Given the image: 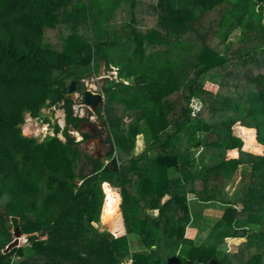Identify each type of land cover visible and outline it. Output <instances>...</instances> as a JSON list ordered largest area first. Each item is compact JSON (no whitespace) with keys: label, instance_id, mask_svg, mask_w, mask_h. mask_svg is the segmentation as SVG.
I'll list each match as a JSON object with an SVG mask.
<instances>
[{"label":"trees","instance_id":"16d2710c","mask_svg":"<svg viewBox=\"0 0 264 264\" xmlns=\"http://www.w3.org/2000/svg\"><path fill=\"white\" fill-rule=\"evenodd\" d=\"M234 31L240 39L226 47ZM100 62L117 74L101 85L105 139L80 133L89 121L66 96ZM55 108L62 131L42 114ZM26 115L53 136H24ZM236 125L244 149L261 155L242 150ZM96 138L103 159L80 149ZM109 197H121L118 238L100 232L119 218L118 207L103 215ZM15 229L25 243L4 253ZM129 256L264 264V0H0V264Z\"/></svg>","mask_w":264,"mask_h":264},{"label":"rangeland","instance_id":"374dc122","mask_svg":"<svg viewBox=\"0 0 264 264\" xmlns=\"http://www.w3.org/2000/svg\"><path fill=\"white\" fill-rule=\"evenodd\" d=\"M137 13L139 14V15H141L142 13H143V10H142V7H141V9L140 10H137ZM85 28V27H84ZM83 27H81L80 28V30H83L82 31V33H86V34H88V31H86L85 29H84ZM239 39H240V34H239V32L238 31H234L231 35H230V37H229V39H228V42H227V45H226V47L230 44V43H234V42H238L239 41ZM125 48V47H124ZM116 75V78H117V74H116V72H114V69H110V70H107V69H105V67H104V64L102 63V62H100L99 63V67H98V72L96 73V74H92L91 76H87V77H84V78H82L81 80H86V79H89V78H92V77H94V76H101V77H103V78H105V79H102L100 82H99V84H100V86L102 85V84H104V80H109V77H113V75ZM125 84H126V82H125ZM81 87V86H80ZM101 88V87H100ZM204 88L205 89H207L208 91H211V92H213V93H215V91L217 90L216 88V85H214V84H212V83H209V82H207V83H205L204 84ZM73 96H74V94L71 96V97H69V98H71V99H73ZM196 103L197 102H194V104H193V107L197 110V108H199V105H196ZM98 109H99V107H97ZM98 109H97V112H98ZM59 110H61V109H59V108H55V110H53V114H51V112H49V110H47V109H43L42 110V114L45 116V115H47L48 117H49V119H50V122L52 123V122H54V121H56L55 120V118H57L56 117V113H55V111H59ZM195 110V111H196ZM94 115V114H93ZM94 116H96V114L94 115ZM96 118H97V116H96ZM25 122L21 125V131H22V127L23 126H25L26 124H28L29 123V125H31V127H34V125H38V126H40L41 128H43V130H42V132H41V134L39 135H31V134H29L28 132L26 133V132H24L23 133V131H22V134L24 135V136H28V137H33V138H36V139H40L43 135H44V133L48 130L49 131V129H48V126H47V124H42L40 121H37V122H35V121H32V117H30L29 115H26L25 116ZM29 120V121H28ZM89 121V120H88ZM237 126L238 125H236V126H234V128H233V132H234V134L237 136V137H240V133H239V130H237L236 128H237ZM37 128V127H36ZM253 131V130H252ZM86 132H88V133H91V134H97V135H100V137H101V139H105L106 137H107V131H105V129L103 128V126L101 125V122L98 120V118L96 119V122L95 123H93V122H90L89 121V124H85V123H82L81 125H80V133H86ZM254 132V131H253ZM79 132H78V134H80ZM74 136H75V134H73ZM254 136H255V134H254ZM75 137H77V136H75ZM76 139V141H79V138H75ZM240 139H241V137H240ZM242 140V139H241ZM145 137H144V135H141V136H137V138H136V142H135V149H134V151H135V154H138V153H140L142 150H143V148H144V144H145ZM255 142H256V139H255ZM242 143H243V145H242V150L243 151H247V152H251V153H254L253 151H251V150H247V149H244V142H243V140H242ZM260 148V147H259ZM80 149L81 150H83L84 152H86V153H88V154H90V155H94V157L95 158H97V159H103V156H104V153L106 152V149H107V146L106 145H102L101 144V140L100 139H98V138H96V139H93V140H90V141H87V142H84V143H82L81 145H80ZM254 154H256V153H254ZM226 157H228V155L226 154ZM152 155L148 158L149 160L146 162V163H150L151 162V160H152ZM111 190V189H110ZM120 199H121V197H120ZM103 200H104V197H103ZM119 201V200H118ZM121 203V201H119V204ZM103 205V204H102ZM104 207L106 208V203H105V205H104ZM114 208H116V207H114ZM102 209V208H101ZM102 211H104L103 209H102ZM120 212V210H119V205H118V213ZM118 213H117V215H118ZM149 213H151V214H153L154 216L156 215V211H153V212H149ZM120 214V213H119ZM103 215L105 216V214L103 213ZM116 215V216H117ZM114 219V218H113ZM121 219H122V216H121ZM99 222H100V219H99ZM99 222H97L96 223V225L99 223ZM120 222H121V220H120V217L118 218V220L114 223V222H112L111 224H109V226L107 227L108 228V230H105V231H109L110 233L111 232H114V233H117V231L116 230H114V229H117V225L118 224H120ZM95 224V223H94ZM95 227V226H94ZM189 228V229H188ZM188 228H186L185 229V238H188V239H192L193 237H195V233H196V229L195 228H190V227H188ZM97 229V228H96ZM98 231H100L99 229H97ZM105 231H101V232H105ZM108 232V233H109ZM109 233V234H110ZM194 239V238H193ZM20 241H21V243L22 242H24L25 243V238H20L19 239ZM228 242V244L230 245V247L231 246H236V245H238V244H240L241 242H243V239H237V240H228L227 241ZM132 243H134V241H132ZM27 244V243H26ZM26 244H24V245H26ZM233 248H231V250H232ZM20 259H17V258H14L13 259V262L14 263H16V262H18ZM127 259H125V261H126ZM124 261V262H125Z\"/></svg>","mask_w":264,"mask_h":264},{"label":"built area","instance_id":"2783aa9c","mask_svg":"<svg viewBox=\"0 0 264 264\" xmlns=\"http://www.w3.org/2000/svg\"><path fill=\"white\" fill-rule=\"evenodd\" d=\"M102 79H105V78H103L101 76H94V77L86 79V80H80L81 92H79V90H78L76 93H74L73 105L71 107L74 117H77L79 119H87V120H89L90 122H93V123L96 122V119H97L96 116L93 115V113L91 112V110L89 109L88 106L83 104V102H82V94H83V92H90L92 95H99L100 98H101V102H103L104 97H103V93H102L101 88H100L101 86L99 84V82ZM111 79H115L116 80L117 79L116 75L114 74L113 77H109V80H111ZM55 113H56V117H57V118H55L56 124L59 126L60 130L62 131L64 129V113H63V110H59L58 112L55 111ZM32 121L37 122L35 119L32 120ZM31 125L29 126L30 129L32 128ZM36 127H40V126H38L36 124V125H34L33 128H36ZM68 133L71 136H73L74 138H79V141L81 140V137L78 134V132L70 129L68 131ZM30 134L33 135L32 132ZM73 134H75V136H77V137H75ZM47 135L53 136L52 130H50V129H49V131L47 130L44 133V135L39 139V141H41ZM58 137L63 140L61 134H58ZM132 263H133L132 262V258H131V256H129V257H127V260L123 264H132Z\"/></svg>","mask_w":264,"mask_h":264},{"label":"water","instance_id":"95a60500","mask_svg":"<svg viewBox=\"0 0 264 264\" xmlns=\"http://www.w3.org/2000/svg\"><path fill=\"white\" fill-rule=\"evenodd\" d=\"M76 91H77L76 82L72 81L66 91V96L71 97ZM82 98H83L82 100L83 104L88 106L92 113H94L97 110L99 103H101L100 96L92 95L90 92H84L82 95ZM14 236H15V239L11 243H9L7 247H5L3 251L4 253L9 252L11 249L19 245L20 233L18 229H15ZM207 264H217V262L214 259H212Z\"/></svg>","mask_w":264,"mask_h":264},{"label":"crops","instance_id":"0c3cea01","mask_svg":"<svg viewBox=\"0 0 264 264\" xmlns=\"http://www.w3.org/2000/svg\"><path fill=\"white\" fill-rule=\"evenodd\" d=\"M22 130H23V127H22ZM256 145H257V144H256ZM257 146L260 147L259 145H257ZM260 148H261V150H262L261 152H263V148H262V147H260ZM232 151H235V152L237 153V156H236V157H238V152H237V150H236V149H234V150H229L228 152H232ZM228 152H227V153H228ZM245 152H247V151H245ZM248 153H251V152H248ZM251 154H254V153H251ZM261 154H262V153H260V154H256V155H261ZM227 158H228V159H231L230 157H227ZM112 198H115V197H111V199H109V200L116 201V206H115V207L117 208L118 205H119V201H120V199H119L118 197H116V199L118 198L117 200L112 199ZM165 199H166V198H165ZM165 199H163V200H165ZM109 200H108V201H109ZM118 200H119V201H118ZM108 201H107V202H108ZM116 208H113L111 211L115 210ZM105 210H106V209H105V207H104V211H103V213H104L105 215H107L106 212H108V213L111 212V211H106V212H105ZM119 213H120V212H119ZM119 213H118V214H119ZM119 217H120L121 222H120V224L117 225V229H114V230L117 231V233H114V232H111V233H110L109 231H105L104 233H108V232H109V233H110L112 236H114L115 238H118V237L123 236V235L125 234L124 227H123V222H122V219H121V214H119ZM95 224H96V223H95ZM95 224H94V225H95ZM108 226H109V225H108ZM108 226H107V227H108ZM187 228H188V227H187ZM190 228H193V227H190ZM188 229H189V228H188ZM100 232H101V231H100ZM195 235H196V233H195ZM193 238H194V237H193ZM193 238H192V239H193ZM134 239H135L134 237H130V238H129V241H130L131 244H133L132 241H134ZM192 239H190V240H192Z\"/></svg>","mask_w":264,"mask_h":264},{"label":"bare ground","instance_id":"6f19581e","mask_svg":"<svg viewBox=\"0 0 264 264\" xmlns=\"http://www.w3.org/2000/svg\"><path fill=\"white\" fill-rule=\"evenodd\" d=\"M97 113V110L93 113L94 115ZM97 116V115H96ZM29 121V120H28ZM30 125H29V123L28 124H26L25 126H23V133L24 132H28L29 134L32 132V134L33 135H38L39 133H41L42 132V130H43V128H41V127H37V128H31L30 129V127H29ZM43 133V132H42ZM25 134V133H24ZM111 197H109L108 199H110ZM107 199V200H108ZM107 200H106V202H107ZM105 202V203H106ZM116 206V201H113V200H109L107 203H106V211H111L114 207ZM103 210H104V208H103Z\"/></svg>","mask_w":264,"mask_h":264},{"label":"clouds","instance_id":"9594fccd","mask_svg":"<svg viewBox=\"0 0 264 264\" xmlns=\"http://www.w3.org/2000/svg\"><path fill=\"white\" fill-rule=\"evenodd\" d=\"M77 91H78V89H77ZM77 91H76V92H77ZM76 92H75V93H76ZM83 93H84V92H83ZM82 95H83V94H82ZM70 99H71V98H70ZM71 100L73 101V99H71ZM82 100H83V98H82ZM72 105H73V104H72ZM61 110H62V109H61ZM63 113H64V112H63ZM32 120H34V119H32ZM24 122H25V120H24ZM72 137H73V136H72ZM59 139H60V138H59ZM105 162L107 163V161H105Z\"/></svg>","mask_w":264,"mask_h":264}]
</instances>
